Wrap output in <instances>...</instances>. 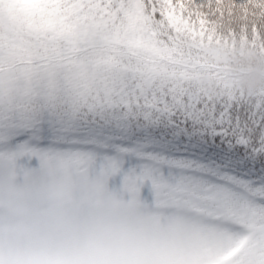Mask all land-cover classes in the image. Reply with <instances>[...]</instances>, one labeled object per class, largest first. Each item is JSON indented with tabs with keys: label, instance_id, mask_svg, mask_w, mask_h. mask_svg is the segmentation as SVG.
I'll return each instance as SVG.
<instances>
[{
	"label": "snow or ice",
	"instance_id": "obj_1",
	"mask_svg": "<svg viewBox=\"0 0 264 264\" xmlns=\"http://www.w3.org/2000/svg\"><path fill=\"white\" fill-rule=\"evenodd\" d=\"M13 7L23 23L0 24V264H264V89L205 59L217 41L264 50L260 7L0 0V14Z\"/></svg>",
	"mask_w": 264,
	"mask_h": 264
},
{
	"label": "trees",
	"instance_id": "obj_2",
	"mask_svg": "<svg viewBox=\"0 0 264 264\" xmlns=\"http://www.w3.org/2000/svg\"><path fill=\"white\" fill-rule=\"evenodd\" d=\"M253 7H260L264 12V3L260 0H249ZM249 19L256 15L253 9L247 10ZM243 14L237 9L232 17L236 25H239ZM207 64L238 88L250 94L264 89V50L258 49L246 39H232L223 42L217 41L205 49ZM205 86L210 91H215L218 81L215 73L206 74Z\"/></svg>",
	"mask_w": 264,
	"mask_h": 264
}]
</instances>
